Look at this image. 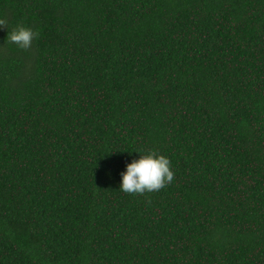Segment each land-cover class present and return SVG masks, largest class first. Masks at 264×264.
<instances>
[{
  "label": "trees",
  "instance_id": "1",
  "mask_svg": "<svg viewBox=\"0 0 264 264\" xmlns=\"http://www.w3.org/2000/svg\"><path fill=\"white\" fill-rule=\"evenodd\" d=\"M0 19V264H264V0H0ZM149 150L175 179L120 191Z\"/></svg>",
  "mask_w": 264,
  "mask_h": 264
},
{
  "label": "clouds",
  "instance_id": "2",
  "mask_svg": "<svg viewBox=\"0 0 264 264\" xmlns=\"http://www.w3.org/2000/svg\"><path fill=\"white\" fill-rule=\"evenodd\" d=\"M0 27L7 28V20L0 19ZM39 36L38 32L23 25H17L7 35V41L20 49L28 50L32 42ZM120 191L129 195L143 196L146 193L159 192L172 183L175 172L168 157L149 150L140 154L139 159H133L127 164L126 171L121 173ZM148 203H151L148 200Z\"/></svg>",
  "mask_w": 264,
  "mask_h": 264
}]
</instances>
